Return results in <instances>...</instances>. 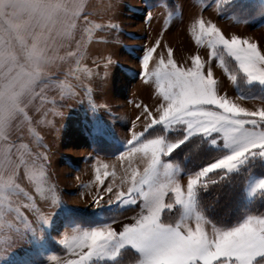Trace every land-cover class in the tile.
<instances>
[{
  "label": "rangeland",
  "instance_id": "rangeland-1",
  "mask_svg": "<svg viewBox=\"0 0 264 264\" xmlns=\"http://www.w3.org/2000/svg\"><path fill=\"white\" fill-rule=\"evenodd\" d=\"M64 4L59 11L40 9L32 19L0 20V53L17 65L31 60L43 69L10 111L0 112V204L4 218L14 225L8 236L0 235V264L44 263L62 254L58 248L66 251L59 243L63 236L70 241L75 230L83 229L78 225L96 224L80 223L83 217L101 220L113 208H179L183 216L178 223L181 217L193 220L191 213L202 217L196 188L209 174L207 166L231 154L225 144L239 139L238 128L253 123L243 118L264 119L259 112L264 85L243 73L259 68L240 70L222 45L213 56L210 35L196 42V21L203 19L206 27L215 25L220 31L214 38L245 40L243 46L264 63V0ZM53 27L62 28L70 44L60 47L55 58L40 60L38 41ZM231 43L240 46L235 38ZM153 47L143 66L145 51ZM170 132L186 138L201 135L210 147L226 153L187 172L167 159L180 144L168 139ZM101 136L117 145L114 154L95 150L93 141ZM131 144L135 147L129 148ZM258 158L264 162V157L248 155L232 171ZM262 181L264 176L250 175L249 199L263 190ZM29 196L39 213L26 207ZM16 208L27 224L10 211ZM42 216L48 217L47 224ZM260 218L255 227H264Z\"/></svg>",
  "mask_w": 264,
  "mask_h": 264
},
{
  "label": "crops",
  "instance_id": "crops-1",
  "mask_svg": "<svg viewBox=\"0 0 264 264\" xmlns=\"http://www.w3.org/2000/svg\"><path fill=\"white\" fill-rule=\"evenodd\" d=\"M64 1L56 0L55 4H50L48 0H41L39 4L26 11L21 19H32L38 15V10L44 8H58L59 11L65 5ZM7 7L10 8L11 5L8 4ZM163 211L164 209L154 210L142 206L134 214L111 223L94 226L78 225L83 229L75 230L70 242L73 237H82L83 232L95 231L105 226L115 234L104 253L93 255L88 264L99 260L110 261L125 247L138 253L140 264H217L218 261L220 264H233V262L257 264L256 261L264 257V227H255L258 222L263 221L260 217L246 218L231 226H216L209 221L204 223L203 216L191 213L193 220L181 217L178 224L168 225L160 220ZM181 215L183 216V213ZM129 229L134 231H126ZM153 235L162 236L165 243L158 252L145 256L138 248L141 241ZM80 241V239L74 240L73 246L75 247ZM52 257L57 259L54 260ZM52 257L41 264H63L64 260L79 259L67 249L64 253Z\"/></svg>",
  "mask_w": 264,
  "mask_h": 264
},
{
  "label": "trees",
  "instance_id": "trees-1",
  "mask_svg": "<svg viewBox=\"0 0 264 264\" xmlns=\"http://www.w3.org/2000/svg\"><path fill=\"white\" fill-rule=\"evenodd\" d=\"M159 2L160 0H151L152 4ZM168 139L172 143L180 144L167 159L178 163L187 172L197 171L226 153L222 148L210 147L208 139L201 135L186 138L182 132H170ZM93 146L102 155H112L114 153L111 152L117 149L113 141L102 136L100 139L95 138ZM251 174L264 176V162L259 158L251 159L236 171L216 169L210 172L196 188L198 211L216 226H231L249 217L264 218V189L251 199L247 196L246 187ZM139 209V205L123 209L113 208L104 219L94 218L93 222H87V218L83 217L80 223H110L126 218ZM180 214L179 208L165 210L160 220L168 225H176ZM80 215L88 216L82 213ZM58 249L60 253L65 251L61 247ZM139 258L138 253L126 247L116 259L107 262L95 261L93 264H132ZM263 262L264 257L256 261L257 264Z\"/></svg>",
  "mask_w": 264,
  "mask_h": 264
},
{
  "label": "snow or ice",
  "instance_id": "snow-or-ice-1",
  "mask_svg": "<svg viewBox=\"0 0 264 264\" xmlns=\"http://www.w3.org/2000/svg\"><path fill=\"white\" fill-rule=\"evenodd\" d=\"M3 3V0H0V4ZM196 25L199 27V33L196 34V42L201 43L202 39L205 35H210L213 38L209 41L213 51L212 55L216 56V46L222 45L223 50L227 52L228 56L234 57L235 61L239 64V69L244 68H256L258 67L260 71H248L245 73L249 78V81L259 80L261 85H264V63H261L257 57L255 52L250 51L248 48L244 47V41L241 40L236 36H232L231 39H227L224 37V41H228L229 43H224L220 41L218 38H214L217 31H219L215 25H208L206 27V23L203 19L197 20ZM203 28L209 29L208 32H204ZM195 33V26L193 29ZM220 32V31H219ZM221 34V33H220ZM222 35V34H221ZM235 38L236 40L240 41V46L237 47L235 44H232L231 41ZM248 44H251L247 41ZM257 48V45H256ZM153 48H149L145 51L142 57V64L147 62L148 57L153 55L154 53ZM264 56V54H260ZM221 63H223V57H221ZM236 77H234L235 81ZM259 112L264 113V108L260 109ZM230 115V114H229ZM243 119H248L253 121L251 125L245 124L243 127L238 128L239 131V139L231 138L232 142L226 143L225 147L232 149L231 154L227 155L226 158H222L219 162H214L210 166H207L206 170L210 173L214 169H222L227 166V171H232L236 169L241 163H243L248 155H259L264 157V119H256V117H245ZM249 126L251 131H249ZM259 129V130H258ZM222 130L225 132V136L229 137V129L226 125H222ZM214 144L216 143L215 140L212 141ZM259 144V147H253L252 145ZM135 147V145L131 144L129 148ZM106 167V166H105ZM203 173H201L202 175ZM99 179V178H97ZM102 183V181H101ZM193 183H196L193 180ZM261 188L264 189V181L261 183ZM107 191H111V188L108 186L106 188ZM39 192L40 189L37 188ZM3 198L0 197V200ZM28 200L30 203L26 207H30L33 211L39 213V209L36 208L35 202L32 201V198L29 196ZM10 211H14L16 214V218H18L23 223L27 224V221L24 220V217L21 215L20 209H10ZM41 221L45 224L48 223V217L42 216ZM14 228L13 223H10L8 220L4 218V210L2 204H0V235L8 236L9 233L12 232ZM18 231V229H17ZM126 231H134L133 229H129ZM114 233L105 226L102 229H97L95 231L90 232H83L82 237H84L83 241H80L79 244L73 246V241L70 242L69 238L65 235L63 236L59 243L66 248L69 252H71L74 256H78L79 259H68L64 260L63 264H88V261L91 260L93 255L103 254L106 248L109 245V242L113 240ZM165 241L164 238L160 235H153L150 238L141 241L140 247L138 248L145 256H151L153 253L158 252L163 248ZM79 249V251H77ZM87 249V251H84ZM52 259H57L56 257H52ZM217 264H220L218 261ZM235 264V262H233Z\"/></svg>",
  "mask_w": 264,
  "mask_h": 264
},
{
  "label": "clouds",
  "instance_id": "clouds-1",
  "mask_svg": "<svg viewBox=\"0 0 264 264\" xmlns=\"http://www.w3.org/2000/svg\"><path fill=\"white\" fill-rule=\"evenodd\" d=\"M40 2L41 0H4L0 4V20L11 23L14 18L22 16ZM48 2L55 4L56 0H48ZM8 4L11 5L10 8L7 7ZM69 44L70 41L64 38L62 28H49L38 41L36 55L40 60L47 61L56 57L60 47H67ZM25 65H17L7 53H0V112L7 114L14 106L16 98L30 89L33 79L36 78L34 74L43 71L31 60L26 61ZM72 239L83 241L84 237Z\"/></svg>",
  "mask_w": 264,
  "mask_h": 264
}]
</instances>
